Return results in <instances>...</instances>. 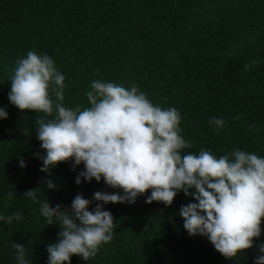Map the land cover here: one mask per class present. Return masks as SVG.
Listing matches in <instances>:
<instances>
[{"label":"trees","instance_id":"trees-1","mask_svg":"<svg viewBox=\"0 0 264 264\" xmlns=\"http://www.w3.org/2000/svg\"><path fill=\"white\" fill-rule=\"evenodd\" d=\"M29 51L54 59L65 77L66 108L90 107L85 93L93 80L136 86L154 105L179 111L180 134L192 145L185 152L218 158L239 149L264 157V0H0V107L8 112L0 120V215L21 216L11 225L0 221V264H17L13 242L26 247L30 264H48L47 247L60 239V226L47 224L27 190L39 188V200L62 210L77 194L92 200V210L102 203L93 193L120 191L103 179L77 184L83 163L41 171L46 150L35 121L55 112L21 111L8 99L17 61ZM213 117L224 121L219 130L209 124ZM150 191L135 203L105 205L112 240L88 261L73 254L70 264H254L264 218L253 246L226 258L206 236L184 229L179 209L193 197L181 191L166 207L146 203Z\"/></svg>","mask_w":264,"mask_h":264},{"label":"clouds","instance_id":"clouds-1","mask_svg":"<svg viewBox=\"0 0 264 264\" xmlns=\"http://www.w3.org/2000/svg\"><path fill=\"white\" fill-rule=\"evenodd\" d=\"M244 67L247 70L250 65ZM64 80L53 58L33 51L17 61L11 77L8 99L12 105L21 111L55 112L48 122L35 121L37 139L46 150L41 171L58 162L71 160L74 168L83 163L77 184L103 179L120 191L93 193L92 199L102 203L92 210V200L81 194L63 210L61 205L51 206L48 199L39 200V188L23 194L39 204L47 224L61 228L59 241L47 247L48 264H70L73 254L86 261L94 258L112 240L113 216L104 206L135 203L149 189L145 202H162L166 207L181 191L193 197L195 202L179 209L184 229L190 236H206L224 257H236L253 246V238L261 236L264 218V157L239 149L218 158L203 149L198 154L185 152L192 145L180 134L179 111L154 105L136 86L93 80L85 93L90 107L66 108L61 103ZM7 117L6 108L0 107V120ZM209 124L219 130L224 121L213 117ZM19 165L26 167L22 158ZM46 184L48 189L55 187L50 180ZM20 219L19 213L0 215V221L9 225ZM12 247L17 264H30L24 245L13 242ZM258 249L254 264H264V243Z\"/></svg>","mask_w":264,"mask_h":264}]
</instances>
